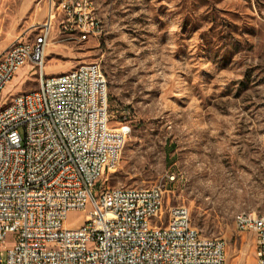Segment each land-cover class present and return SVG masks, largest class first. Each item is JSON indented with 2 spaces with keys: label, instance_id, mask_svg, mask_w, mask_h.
Instances as JSON below:
<instances>
[{
  "label": "rangeland",
  "instance_id": "374dc122",
  "mask_svg": "<svg viewBox=\"0 0 264 264\" xmlns=\"http://www.w3.org/2000/svg\"><path fill=\"white\" fill-rule=\"evenodd\" d=\"M95 6L97 36L78 40L55 20L44 72L99 63L110 127L130 125L96 188L160 186L167 204L189 208L201 235L225 240L227 264H254L253 235L238 231L235 217L264 216V0ZM49 7L50 0H0V51L30 39ZM36 86V69L25 64L0 103ZM85 214L68 212V225Z\"/></svg>",
  "mask_w": 264,
  "mask_h": 264
},
{
  "label": "built area",
  "instance_id": "2783aa9c",
  "mask_svg": "<svg viewBox=\"0 0 264 264\" xmlns=\"http://www.w3.org/2000/svg\"><path fill=\"white\" fill-rule=\"evenodd\" d=\"M90 10V0H50L31 38L0 51V94L25 64L37 73L35 89L0 103V264H227L225 240L201 235L160 186L96 188L130 125L110 127L99 63L44 72L55 20L85 40L100 32ZM70 211L86 214L72 226ZM235 225L253 235L254 264H264V219L243 214Z\"/></svg>",
  "mask_w": 264,
  "mask_h": 264
},
{
  "label": "bare ground",
  "instance_id": "6f19581e",
  "mask_svg": "<svg viewBox=\"0 0 264 264\" xmlns=\"http://www.w3.org/2000/svg\"><path fill=\"white\" fill-rule=\"evenodd\" d=\"M91 2V10H90V17L91 19H96V23L100 24V32L99 34L102 32V25H101V21L97 16L96 13V6H95V0H90ZM79 15H87V6L86 5H79ZM12 100H15V96L13 97ZM254 217H257V219H264V216H259L257 214H253ZM243 216V214H239L235 217V221H240L241 217Z\"/></svg>",
  "mask_w": 264,
  "mask_h": 264
}]
</instances>
